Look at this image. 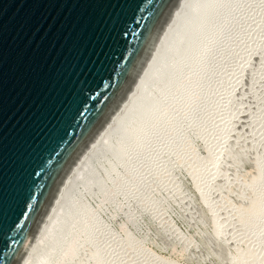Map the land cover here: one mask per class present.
<instances>
[{"label": "bare ground", "instance_id": "1", "mask_svg": "<svg viewBox=\"0 0 264 264\" xmlns=\"http://www.w3.org/2000/svg\"><path fill=\"white\" fill-rule=\"evenodd\" d=\"M259 63H264V0H182L131 95L71 171L21 264H128L132 257L133 264H165L168 259L156 258L151 248L137 243L131 225H143L147 214L157 216L161 228L168 224L161 217L167 208L153 194L160 189L179 193L175 165L188 177L208 216L222 215L212 224L213 237L225 230L230 218L238 230L246 229V235L222 248L226 264H253L254 259L264 264L259 249L264 233H256L264 221V115L256 108L246 113L251 117L249 124L244 121L246 132L262 131L255 141H247L241 123L230 127L234 114H244L243 100L235 94L244 84L257 83ZM191 132L204 144L202 153L191 142ZM238 134L241 140H235ZM237 145L239 153L250 151L248 166L254 174L250 177L246 168L240 169L235 178L248 194L241 199L234 190L220 207H213L204 174L214 167L218 180H229L226 162L218 158ZM105 210L112 216L107 223L100 213ZM159 238L166 248L184 237L172 232ZM206 247L214 256L219 254V248Z\"/></svg>", "mask_w": 264, "mask_h": 264}, {"label": "water", "instance_id": "2", "mask_svg": "<svg viewBox=\"0 0 264 264\" xmlns=\"http://www.w3.org/2000/svg\"><path fill=\"white\" fill-rule=\"evenodd\" d=\"M182 0H0V264H21Z\"/></svg>", "mask_w": 264, "mask_h": 264}, {"label": "rangeland", "instance_id": "3", "mask_svg": "<svg viewBox=\"0 0 264 264\" xmlns=\"http://www.w3.org/2000/svg\"><path fill=\"white\" fill-rule=\"evenodd\" d=\"M257 17H256V19H257ZM250 20H251V18H250ZM258 65H260V66L258 67L259 69L256 72H258L260 70V73H259L260 77L257 78V80H258L257 83H255V84H244V86L241 88L242 90L239 91L238 94H235V95H238L240 97V99L243 100V101L242 100L241 101H242V106L244 105L243 106L244 114L242 116L240 114V116L237 118H236L237 115L234 114L232 117L233 119L230 120L232 123H230L229 120H228V124L225 123L227 125V127L230 124H231L230 127H232V126L234 127V125L238 126V125H240V123H241L242 127H244V124L248 123L249 118H251L250 115H249V117L246 116V113L249 112L248 109L253 110L254 108H256L254 110H260L257 113H259L260 115L262 114L261 116L264 115V112H262L264 110V68H263L264 63H261V64L259 63ZM249 67H247L248 69L246 70L247 74L250 71ZM250 68H252V67H250ZM246 71L244 72L245 74L243 73V77H245L244 75H246ZM237 75H235V76H237ZM248 80H251V78H248ZM246 81H247V79H246ZM260 106H262L263 108H261ZM262 118H264V116ZM218 119L219 118L216 119V122ZM244 121H247V122L245 123ZM220 122L221 121H219V123H217V124L222 125L221 124L222 122L221 123ZM217 124L215 123V125H217ZM246 128L247 127H244L242 129H244L245 134L247 135V136L245 135L247 137V141H251V140L255 141V139L259 138L258 136L262 135L261 130L257 131V133L255 132L256 135H253L254 133L253 134L247 133L246 132L247 130H245ZM257 134H258V136H257ZM248 135H250L251 137H249ZM189 137L191 138V142H193V144L196 146V148L199 151L197 149L196 150L199 153H202L204 150V144L202 142L199 143L200 137L198 138L194 132H191L189 134ZM239 137H240V135L238 134V137L235 140H238V139L241 140L243 138V137H241V139H240ZM248 137L250 139H248ZM252 137H253V139H252ZM215 143L218 146H215ZM233 144H236V141H234ZM212 145H214L215 147H219L220 144L217 142H212ZM237 147H238V145L233 146L230 149H225L224 152L223 151L221 152V156L218 158V160L220 162L221 161L226 162V164H225L226 167H223V168H224V173L226 174V179H229V180H223L222 181L221 178H219L220 180H218L216 178L217 171L214 169V167L210 173L204 172L205 173L204 174L203 172H201V174H199L201 178H204V176H205V179L207 178L206 180L209 179V187L210 188L208 187L209 192L207 190L206 193H208V196H209L208 199L210 201L212 200V202L214 203L213 207H215V206L217 207V205H218V207H220L219 205H221V204H218V203H220L222 201V199H224L226 197V195H228V193H233L234 190L240 194L241 199L244 198V195L248 194V191L241 185V182L235 178H236V170H240V169H243V170L247 169V174L250 177H252V175L254 174L252 167L250 168L248 166L249 165L248 155H249L250 151L246 149L245 151L242 150L239 153V148H237ZM229 153L235 155L236 157H232L233 159L227 158ZM246 160L248 161V163ZM173 168H174V172L176 175L175 179H176L177 184H178L177 188L179 189V193H176V192L173 193L172 192L174 194V195H172L170 193H167L166 190L160 189V190H158L156 195L153 194V196L157 197V199L155 198V200L161 201L166 206V208H167L166 216L164 214L161 217L164 221H167V222L169 221V222H168V224H166V226L161 228V227H159V225H162V223H161V220L157 216L154 218V216H152L150 214H147L146 216L144 215L143 219H142L143 225H141V226H135V225L132 226L131 225V229H133L132 233L135 234V238L138 239V240H136L137 243L144 244L146 247L151 248V250L154 251L156 258H157V255H159L163 258L168 259L169 261L166 262L167 264H176L177 262L180 264H226L229 261V259L227 261H224L223 259L226 256L222 255L223 252H221V251H223L224 248L227 249V247H229V244H231L230 240L233 242L237 236L239 238L240 237L242 238L241 234L247 233L246 229L245 230L242 229V230L246 231L245 233H243L244 231L242 232L241 229H239V230L237 229V226H239V225H236L234 223L236 225V227H234L233 222L230 221L231 220L230 216H232V215L229 212L230 214H228L227 217L230 218V220H228V222H230L229 223L230 225L228 224L227 225L228 227L226 226L224 228L225 230H223L222 233H219L216 235V237H213L211 232H210L212 224H214V222L220 220L221 219L220 216H222V215L219 214V216H217L214 219L210 218V216H208V214L206 213L207 209H206L205 205L202 203L201 198L198 196H195V194H193L192 191H193L194 187L191 184V182L189 181L188 177L185 176L182 173V171L176 165L173 166ZM202 174H204L203 177H202ZM208 174H209V176H208ZM224 181H227V182H224ZM240 187H241V189H240ZM210 192L212 194H210ZM192 195H194V196H192ZM172 196L175 198H173ZM107 210H105V212L100 211V213L103 214L102 219H103L104 223L105 222L107 223V221H112V216H111L110 212ZM103 212L107 213V214H104ZM118 218L119 217H117L116 219H118ZM116 219H114V220L116 221ZM231 223H232V225H231ZM229 228H232V229H230V231H229ZM238 228H240V226ZM128 230H129V227H128ZM228 231H229V237H228ZM172 232H177L178 234L180 233L181 236L184 237L183 238L184 241L180 240L181 241L180 242L178 239H175V240H173L172 246L165 248L164 246L161 245V243L159 241V239H160L159 236L163 233V235L165 237H168V236L170 237V236H172ZM256 233L258 236H260L261 234L264 233V221L262 222L261 228ZM184 234L186 235V237ZM252 242L250 241L249 243L252 244ZM255 244H254V246L257 247L258 244L257 243H255ZM207 245L214 247L217 250L219 248L220 249V251L218 252L219 254L217 256H214V254H212L210 252V250L207 249V247H206ZM256 247H254V248H256ZM258 247H257V249H258ZM259 249H260V251L262 250V252L264 253V244L262 245V248L259 247ZM132 260H134L133 257H132ZM132 260L130 262H128V264L135 263V262H132ZM136 260H138V259H136ZM138 261H136V263H138V264H140V263L142 264V262H143V261L141 262L140 260H138ZM254 261L255 262L253 264H255L256 262L258 263L259 261L262 262L263 260L260 259L257 261L256 259H254ZM145 263L149 264L150 262H144L143 264H145ZM150 264H152V263H150Z\"/></svg>", "mask_w": 264, "mask_h": 264}]
</instances>
